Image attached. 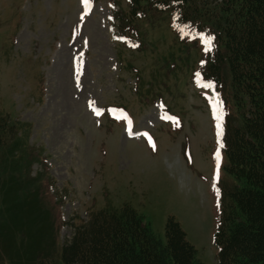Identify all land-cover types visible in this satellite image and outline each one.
<instances>
[{
	"label": "rangeland",
	"instance_id": "obj_1",
	"mask_svg": "<svg viewBox=\"0 0 264 264\" xmlns=\"http://www.w3.org/2000/svg\"><path fill=\"white\" fill-rule=\"evenodd\" d=\"M119 6L126 0H100L84 11L82 0H0V115L31 125L29 144L45 158L32 174L42 176L60 214L57 234L56 225L43 230L36 214L28 221L1 215L0 264L59 251L92 210L126 203L163 241L174 217L199 260L219 264V186L233 182L220 132L236 116L230 90L221 81V118L210 119L204 101L211 104L214 93L193 81L200 41L187 35L181 43L165 14L140 22L138 36L124 42L114 23ZM133 68L143 79L138 93ZM149 86L163 116L161 102L141 104ZM109 105L127 106L135 124L110 120Z\"/></svg>",
	"mask_w": 264,
	"mask_h": 264
},
{
	"label": "trees",
	"instance_id": "obj_2",
	"mask_svg": "<svg viewBox=\"0 0 264 264\" xmlns=\"http://www.w3.org/2000/svg\"><path fill=\"white\" fill-rule=\"evenodd\" d=\"M163 14L214 38L200 71L229 83L236 106L225 136V171L233 182L222 186L213 237L218 263L264 264V0H127V9L116 13L118 30L136 33L137 24ZM24 127L0 115V216L28 221L36 214L43 230L55 231L58 206L45 194L42 176L32 175L35 162L45 163L44 152L30 146L32 127ZM74 230L59 251L52 246L28 264H205L174 217L163 241L129 204L92 210Z\"/></svg>",
	"mask_w": 264,
	"mask_h": 264
},
{
	"label": "snow or ice",
	"instance_id": "obj_3",
	"mask_svg": "<svg viewBox=\"0 0 264 264\" xmlns=\"http://www.w3.org/2000/svg\"><path fill=\"white\" fill-rule=\"evenodd\" d=\"M84 3H85V5H87L88 3H89V0H84ZM212 39H214V38H206L205 39V43L207 44V45H209V47L211 46V41H212ZM134 47L136 46V45H133ZM93 104H94V102H93ZM97 114H99V112H97ZM221 117H217V119H220ZM145 135H147V134H145ZM221 135H222V130H221ZM222 146V145H221ZM217 159L219 160V154H217ZM217 178H218V174H217ZM218 191V190H217Z\"/></svg>",
	"mask_w": 264,
	"mask_h": 264
},
{
	"label": "bare ground",
	"instance_id": "obj_4",
	"mask_svg": "<svg viewBox=\"0 0 264 264\" xmlns=\"http://www.w3.org/2000/svg\"><path fill=\"white\" fill-rule=\"evenodd\" d=\"M65 77V76H64Z\"/></svg>",
	"mask_w": 264,
	"mask_h": 264
}]
</instances>
